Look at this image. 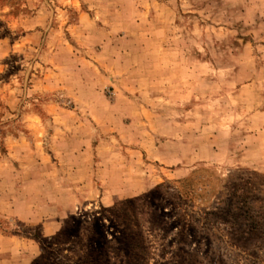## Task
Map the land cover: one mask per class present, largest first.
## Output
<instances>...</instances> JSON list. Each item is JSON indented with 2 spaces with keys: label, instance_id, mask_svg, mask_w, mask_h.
<instances>
[{
  "label": "rangeland",
  "instance_id": "obj_1",
  "mask_svg": "<svg viewBox=\"0 0 264 264\" xmlns=\"http://www.w3.org/2000/svg\"><path fill=\"white\" fill-rule=\"evenodd\" d=\"M0 264H264V0H0Z\"/></svg>",
  "mask_w": 264,
  "mask_h": 264
}]
</instances>
